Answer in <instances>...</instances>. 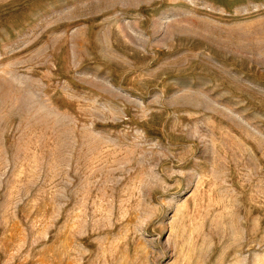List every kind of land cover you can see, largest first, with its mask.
<instances>
[{
	"label": "rangeland",
	"instance_id": "obj_1",
	"mask_svg": "<svg viewBox=\"0 0 264 264\" xmlns=\"http://www.w3.org/2000/svg\"><path fill=\"white\" fill-rule=\"evenodd\" d=\"M0 264H264V0H0Z\"/></svg>",
	"mask_w": 264,
	"mask_h": 264
}]
</instances>
